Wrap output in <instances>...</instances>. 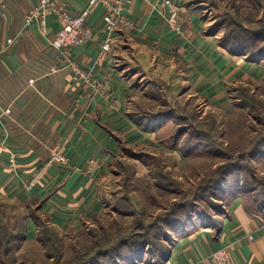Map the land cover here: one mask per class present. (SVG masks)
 Here are the masks:
<instances>
[{
    "label": "crops",
    "instance_id": "crops-1",
    "mask_svg": "<svg viewBox=\"0 0 264 264\" xmlns=\"http://www.w3.org/2000/svg\"><path fill=\"white\" fill-rule=\"evenodd\" d=\"M0 1L5 4L0 14V197L19 202L29 214L27 242L38 241L31 210L64 234L103 215L114 162L129 147H155L183 158L167 142L173 120L146 126L135 119L130 104L143 87L182 75L195 95L228 113L234 107L232 87L264 76V61L223 44L222 27L214 26L198 0H129L123 12L135 28L114 31L105 53L109 34L102 29L106 7L101 3L86 19L93 36L82 45L58 48L53 42L62 28L59 16L48 14L45 25L36 16L27 21L40 0ZM57 1L74 13L89 3ZM172 8L183 18L184 35L169 23ZM94 78L104 90L95 89ZM61 142L67 163H54L33 182ZM227 210L215 226L197 225L179 235L161 264H213L211 255L221 248L231 252L234 264H264V213L251 211L243 195Z\"/></svg>",
    "mask_w": 264,
    "mask_h": 264
},
{
    "label": "rangeland",
    "instance_id": "rangeland-1",
    "mask_svg": "<svg viewBox=\"0 0 264 264\" xmlns=\"http://www.w3.org/2000/svg\"><path fill=\"white\" fill-rule=\"evenodd\" d=\"M197 2L214 26L222 27V36L235 29L248 50H264V0ZM232 94L233 110L225 113L195 95L182 75L143 87L131 100V110L142 119L167 114L169 118L159 121H174L170 134L178 128L186 131L180 146H173L170 138L167 141L171 148L182 151L183 158L155 147L124 150L106 184L107 211L83 228L60 232L58 249L46 248L39 240H16L19 231L15 227L27 211L19 202L0 197V264H105L110 255L90 258L98 254L100 246L108 250L129 237L141 240L133 234L137 230L157 243V229L170 221H183L191 214L212 220L227 202L230 184H237L240 178L247 180L246 190L259 187L264 183V76L239 80ZM185 145H189L187 149ZM226 171L234 174L232 183L223 189L218 179ZM43 221L44 235L53 237L55 227L44 217ZM131 250L126 245L118 252L127 257Z\"/></svg>",
    "mask_w": 264,
    "mask_h": 264
},
{
    "label": "trees",
    "instance_id": "trees-1",
    "mask_svg": "<svg viewBox=\"0 0 264 264\" xmlns=\"http://www.w3.org/2000/svg\"><path fill=\"white\" fill-rule=\"evenodd\" d=\"M222 24L223 26H226V23L222 22ZM235 31H236L235 29H232L226 32L222 36L221 40L223 44L229 47L231 50L236 51L240 54L249 55L250 58L253 59L254 61L264 60V50L260 49L256 53L251 52V50H248L246 47H244L245 44L243 43L244 42L243 39H240L239 37H237L236 36L237 33L235 35ZM172 116H175V115H172ZM165 118H169L167 114H159V116H157L156 118H146V119H142V118L135 116V119L139 123H142L143 125H146V126L148 122H151L154 120L162 121ZM185 134H186V131H183L181 128L180 129L178 128L177 131H174L170 136V139L172 140V145L180 146L183 136ZM185 146H187L186 147L187 149L189 145H185ZM144 156L145 155H141V158ZM233 174H234V171H226L218 179L220 184L223 185L222 187L223 189H224V186H226L228 183H232ZM245 181L247 180H241L240 178L238 182L236 181L237 184H234V185L230 184L233 187L226 194L228 196L225 197L227 201L223 206L225 208L222 207L221 209H219V211H217L216 213L217 214L216 216L212 215L211 216L212 220H202L201 218L194 216L195 214H191L190 216L186 218V220L178 221V222L176 220V223L173 221L168 222L164 226V228H162V230L157 229L158 226L156 225L155 229H157L160 232L157 243H155V241H153L152 239H149L147 237L148 235H140L141 232L137 230L133 234L134 235L138 234L137 236H140L141 240L131 239V237H129L126 240L120 241V243L116 247L112 246L108 250L102 249L104 246L102 245L96 251L98 254L92 255L90 256V258L93 259V257H96L97 259V256L100 258L104 255H110L109 262L105 264H132L138 261L141 262L143 261V259L154 260L156 264H161L165 260V258H167L168 255L170 254V247H171L170 245L175 241V239H177L179 235H181L187 229H190L197 225L198 226H201V225L202 226H208V225L215 226L217 224L218 218L221 215H224L228 211L227 208H228V205L231 203V201L236 196H239V195H243L246 198L248 208L251 211L264 213V183H261L259 187L246 190L244 186ZM29 213L35 218V220L38 223V226H39L38 235H37L38 240L41 241L46 248L51 247L53 249H58L60 242H61L60 231L55 228L57 232L54 234L53 237L45 236L44 227H46V225H45V221H43L44 216L38 212H35V210H31ZM28 215L29 214L25 213L24 216H22V218L20 219L21 222L19 223L18 227L17 228L15 227V229H17L16 231H19V234H18L19 236L16 237V240L18 241H24L25 239H27V220L26 219L28 218ZM47 221L49 225L55 227L51 222H49L48 219ZM134 235H132V237H134ZM154 239H157V238H154ZM126 245H129V249L132 248V250L130 251L129 256L123 257L120 255V252L118 251L119 249H122ZM47 255L49 258H52V259L55 258V255L52 253H48ZM99 258L97 260L98 262L100 261ZM89 262L87 261L86 263H83V264H88Z\"/></svg>",
    "mask_w": 264,
    "mask_h": 264
},
{
    "label": "built area",
    "instance_id": "built-area-1",
    "mask_svg": "<svg viewBox=\"0 0 264 264\" xmlns=\"http://www.w3.org/2000/svg\"><path fill=\"white\" fill-rule=\"evenodd\" d=\"M129 0H89L88 6L80 13L72 12L66 2L57 0H40L38 6L27 17V21L33 20L36 16L45 25V18L48 14L59 16L62 22V28L58 37L53 42L55 47L78 46L84 44L93 36L94 30L86 24V19L91 10L97 4H103L106 7L105 22L102 29L109 34L107 41L103 45V52L112 48L111 34L121 29L129 32L135 28L134 22L124 14L125 4ZM5 10V4L0 1V14ZM171 27L180 35L185 34L184 21L178 9L172 8L169 16ZM91 83L97 90H104L103 82L99 78H94ZM68 161L66 155V143H59L50 153V157L45 162L42 170L34 177V180L41 179L42 173L48 170L54 163L66 164ZM213 264H234L231 252L227 248H221L211 255Z\"/></svg>",
    "mask_w": 264,
    "mask_h": 264
}]
</instances>
